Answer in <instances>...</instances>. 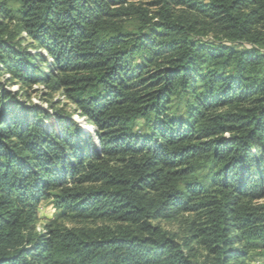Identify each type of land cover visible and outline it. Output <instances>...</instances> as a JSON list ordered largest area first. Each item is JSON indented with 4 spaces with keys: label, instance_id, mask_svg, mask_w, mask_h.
Wrapping results in <instances>:
<instances>
[{
    "label": "trees",
    "instance_id": "obj_1",
    "mask_svg": "<svg viewBox=\"0 0 264 264\" xmlns=\"http://www.w3.org/2000/svg\"><path fill=\"white\" fill-rule=\"evenodd\" d=\"M261 48L264 0H0V264L264 262Z\"/></svg>",
    "mask_w": 264,
    "mask_h": 264
},
{
    "label": "rangeland",
    "instance_id": "obj_2",
    "mask_svg": "<svg viewBox=\"0 0 264 264\" xmlns=\"http://www.w3.org/2000/svg\"><path fill=\"white\" fill-rule=\"evenodd\" d=\"M12 7L17 8V5H12ZM260 51L264 53V48H261ZM3 78H7V75L3 73ZM10 90H16L17 86H10ZM35 90V87L28 91L29 96L28 97H21L20 102L28 107H35L41 110H44L48 113V119H45L43 115L40 117L42 118L43 125L46 127L53 126L55 129H57L56 122L53 118V114L55 111L60 110V113L66 112L71 114V118L76 122L77 126L86 131L89 135H92V127L86 124L85 120L81 117H79L75 112H73V107L63 99V97L57 93L54 95H51L48 97V101H44L42 97H40L39 94L33 92ZM59 112V111H58ZM137 129L142 130L143 128L140 125H137ZM90 141L95 145L96 140L93 137H88ZM37 213L40 220L44 219H55L57 217L58 212L53 208L52 204L45 199L40 200L38 206H37ZM251 264H264L263 260L261 258H256L253 260Z\"/></svg>",
    "mask_w": 264,
    "mask_h": 264
}]
</instances>
